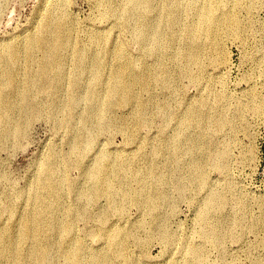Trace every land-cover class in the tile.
Segmentation results:
<instances>
[{
	"label": "rangeland",
	"instance_id": "obj_1",
	"mask_svg": "<svg viewBox=\"0 0 264 264\" xmlns=\"http://www.w3.org/2000/svg\"><path fill=\"white\" fill-rule=\"evenodd\" d=\"M0 129V264H264V0H0Z\"/></svg>",
	"mask_w": 264,
	"mask_h": 264
},
{
	"label": "bare ground",
	"instance_id": "obj_2",
	"mask_svg": "<svg viewBox=\"0 0 264 264\" xmlns=\"http://www.w3.org/2000/svg\"><path fill=\"white\" fill-rule=\"evenodd\" d=\"M138 1L139 0H131L133 8L138 7ZM198 14L200 17V21L196 25L195 30L197 32H202V31L206 30V27H207L208 23L210 22V16H209L208 10H206L205 8L202 9V7H201V9H199ZM226 22L230 26H235V24H236L233 16H228L226 18ZM34 41H35L34 38H30L28 40V43L30 44V48L27 50L28 54H31V49H32V46L34 44ZM5 53H8V52L5 51ZM8 59H9V62H11L12 64H14V65L16 64L15 60L10 55L8 56ZM120 67L123 69H120L115 74V76H113L111 78L107 89H105V95L108 93L110 100H115L116 97L122 96L126 101H130V100H132V98H131L132 97V92H131L132 87L137 83V81H136V79L128 80L127 78H125L124 68H127L126 63H122ZM94 73H95L94 78L97 81H100V79L102 78V71L99 74V72L95 70ZM150 79H151V77L148 76L146 81H148ZM96 98L98 100L101 99L98 95H96ZM6 131L7 130H1L0 129V135H4L6 133ZM6 134L13 135L14 133L7 132ZM174 149L178 150L177 147H174ZM102 165H103V163L98 164L96 166V168L94 169V171H90L88 174L96 184H98L97 181H99L98 173L101 170ZM123 194H126V193L124 192ZM215 201H216L215 198H211L209 201L206 202V215L209 214V210H210V208H212L214 206ZM206 215H204L202 218L204 223H205V216ZM26 226H25V222H23L22 228H21V231L19 234V239L17 241H14L13 245H11L9 247L10 251L14 253V254H12V260L13 261H14V258H16L18 255V249L21 247V243L24 242L27 238L28 229ZM209 237L212 240H214L215 242H216V240H218V238L213 234H210ZM6 247L3 245H0V257L2 255H5L3 252L7 249ZM75 254H76V250H72V251L67 252L66 256H67V258H74ZM6 257L7 256H3V259H5ZM38 258L40 260H45L46 259L45 253L39 255ZM104 260H105V257L102 255H97L94 257L95 262H103ZM9 263H11V261H9ZM74 264H77V263H74Z\"/></svg>",
	"mask_w": 264,
	"mask_h": 264
}]
</instances>
